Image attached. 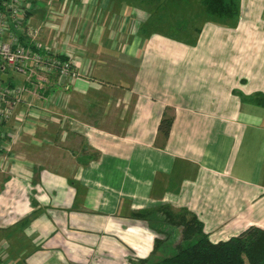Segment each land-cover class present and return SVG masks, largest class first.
Segmentation results:
<instances>
[{
    "label": "crops",
    "instance_id": "1",
    "mask_svg": "<svg viewBox=\"0 0 264 264\" xmlns=\"http://www.w3.org/2000/svg\"><path fill=\"white\" fill-rule=\"evenodd\" d=\"M132 1L40 0L30 14L78 78L66 106L35 101L45 118L0 152L8 264L150 259L165 208L195 214L215 244L264 230V0H236L231 25L210 22L201 0L204 24L174 29L187 37L146 26L185 16L171 0Z\"/></svg>",
    "mask_w": 264,
    "mask_h": 264
},
{
    "label": "built area",
    "instance_id": "2",
    "mask_svg": "<svg viewBox=\"0 0 264 264\" xmlns=\"http://www.w3.org/2000/svg\"><path fill=\"white\" fill-rule=\"evenodd\" d=\"M38 1L0 0V152H11L34 113L45 118L47 106L35 101L66 106L68 90L78 78L74 62L56 45L47 48L38 42L39 29L30 23ZM21 107L23 115L18 113ZM11 124L13 131L2 130ZM1 248L0 264H8V252Z\"/></svg>",
    "mask_w": 264,
    "mask_h": 264
},
{
    "label": "trees",
    "instance_id": "3",
    "mask_svg": "<svg viewBox=\"0 0 264 264\" xmlns=\"http://www.w3.org/2000/svg\"><path fill=\"white\" fill-rule=\"evenodd\" d=\"M203 6L209 17L222 21H233L240 15L236 0H203ZM173 123L174 115L166 114L159 126L165 140ZM152 229L159 237L154 254L134 264H264V230L258 227H250L236 237L215 244L195 214L165 208Z\"/></svg>",
    "mask_w": 264,
    "mask_h": 264
},
{
    "label": "rangeland",
    "instance_id": "4",
    "mask_svg": "<svg viewBox=\"0 0 264 264\" xmlns=\"http://www.w3.org/2000/svg\"><path fill=\"white\" fill-rule=\"evenodd\" d=\"M169 3V0H164L161 2V7L167 8ZM129 4L135 5L136 0L130 2ZM170 4H176V6H173L174 8H177V14H184L185 16L180 17H170V11H161L162 17H160V14L156 17H154L153 22L151 23V26L146 25L149 27V30L153 28V30H160L163 34L169 36V37H187L185 33H178L174 29L175 28H182L183 31L189 32L191 30L192 25L195 27L200 28L202 24L206 21L205 17L195 16L196 13H199L201 9V0H171ZM132 7V6H130ZM172 8V7H171ZM194 14V16H192ZM210 22L215 24H224V25H231L232 20H218L216 18L210 17ZM148 24H150L148 22ZM190 36H195V33H189ZM20 82V81H18ZM179 237V236H178ZM180 238V237H179ZM7 247V246H6ZM7 250V249H6ZM8 252V250H7ZM160 258V257H156Z\"/></svg>",
    "mask_w": 264,
    "mask_h": 264
},
{
    "label": "water",
    "instance_id": "5",
    "mask_svg": "<svg viewBox=\"0 0 264 264\" xmlns=\"http://www.w3.org/2000/svg\"><path fill=\"white\" fill-rule=\"evenodd\" d=\"M4 79H6V78H4Z\"/></svg>",
    "mask_w": 264,
    "mask_h": 264
}]
</instances>
